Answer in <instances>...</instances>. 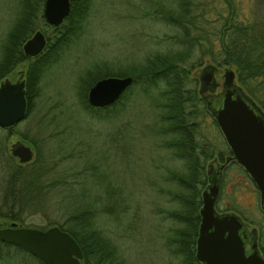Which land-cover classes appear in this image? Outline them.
<instances>
[{"label":"rangeland","instance_id":"374dc122","mask_svg":"<svg viewBox=\"0 0 264 264\" xmlns=\"http://www.w3.org/2000/svg\"><path fill=\"white\" fill-rule=\"evenodd\" d=\"M216 1L208 8L209 18L214 19L211 21L212 25L223 22V16L220 14L224 11L222 1ZM233 1L237 18L244 19L250 29L254 27L252 33L257 29L264 30L260 27L263 8L259 1ZM169 2L170 0H91L89 10L80 21L79 28L64 36L66 44L61 50L52 52L51 59L54 60L49 62L42 75L40 74L38 84H34L38 89L31 88L34 95L25 117L9 127L6 126L7 128L0 127V137L3 140L0 146L3 155L0 156V176L4 177L0 181V227L10 223L15 226L40 228L58 226V223L63 225L66 217L56 206V200L61 191L68 188L52 181L59 176L57 169L70 166L71 161H78L79 163L67 170L68 172H64L69 178L77 179L79 170L83 167L82 161L96 160L97 172L93 173V177L89 174L93 181L88 177L80 178L81 189L95 192L104 185L103 178L106 181L112 176L111 179L117 181L136 215L134 230L121 239L126 264H179L178 257L170 252L164 243L166 236L172 232L171 227L178 224L167 216L168 209L174 206V202L168 200V185L171 182H167V185L161 177L166 170H176L179 162L171 150L160 146V120L155 107L153 108V102L156 101L144 95H137L134 91L131 93L130 90L135 89L134 85H131L132 79L125 87V97L115 108L106 110L103 117L92 116L90 108L99 106L89 104L86 98L87 88L97 78L129 75L126 74L127 71L139 65L149 52L159 54L160 51L173 46L172 27L161 20L164 15L160 10L161 6H166ZM22 9L20 0H0V60L2 49L5 47L3 44L12 36H16L15 18L17 12ZM199 16L200 14L195 20L200 21ZM43 21L35 23L28 35L40 29L52 41L57 35V30L52 28L55 25L45 21L47 25H44ZM197 25L199 30L205 27L202 23ZM23 39L19 48L21 54L25 55L21 48ZM19 51L14 55L18 61L15 60L7 68L3 77L10 80L19 77L25 79L28 59L20 58ZM191 54L184 60L185 65L192 66L187 68L185 85H194L197 97L201 98V93L206 92L199 91L201 68L208 63L214 64L213 75L218 81L217 90L221 87L225 68H230L234 73L232 82L264 113L257 100L239 84L233 65L217 63L208 56L199 60L198 49ZM88 75L89 84L85 86V78ZM113 114L115 115L111 116ZM46 134L48 140L44 138ZM211 135H218L217 138L222 139L218 127L210 117L204 116L200 119L196 136L206 140V136ZM15 140L30 147V159L20 162L11 154L10 144ZM50 144L55 146L54 151L48 149ZM224 144L228 146L225 142ZM222 156L223 160L213 155L204 161L202 171L205 179L202 185L198 184V197L210 176L206 171L207 164H222L214 208L217 212H232L238 215L248 228H255L256 237L259 238V253L264 260V206L259 201L258 190L236 162L226 165L224 156H227V153ZM47 161V169H51H40ZM55 161L58 166L52 168ZM33 163L37 164L32 168L36 169V178L30 175L29 168ZM25 183H28L33 191L29 189L27 192L23 189ZM80 186H72L75 188L69 190L77 191ZM103 218L106 224H113L108 216ZM17 247L13 243L0 240V264H11L12 258L23 260L25 264H38L36 259L34 261L32 257L28 258L25 252L23 255L14 254L13 251Z\"/></svg>","mask_w":264,"mask_h":264},{"label":"trees","instance_id":"16d2710c","mask_svg":"<svg viewBox=\"0 0 264 264\" xmlns=\"http://www.w3.org/2000/svg\"><path fill=\"white\" fill-rule=\"evenodd\" d=\"M214 1L216 0H170L166 6H161L160 10L164 15L161 20L173 30V46L160 51L159 54L149 52L139 65L131 67L126 73L131 75V85L135 87L130 90L131 93L134 91L137 95H144V97L156 101L153 102V108L155 107L160 120L162 136L160 146L171 150L179 162L176 170L169 169L161 175L167 185V182H171L168 185L170 187L168 200L174 202V206L168 209L167 216L178 224V226L171 227L172 232L166 236L164 243L167 249L178 257L179 264H201L194 257V240L199 218L197 210L200 204L197 187L198 184L202 185L205 179L202 171L204 161L213 155L219 160H223L222 155L231 153L224 141L217 138L218 135L217 137L206 136V140L197 138L196 133L202 117L208 116L215 126L216 123L207 111L202 93L201 98L197 97L194 85L186 87L187 68L190 69L192 66L185 65L184 60L190 57L192 51L198 49L199 60L208 56L209 59L217 63L233 65L239 84L264 109V30L257 29L252 33L251 31H254L255 28L250 29L244 19L237 18L233 0H221L222 9L225 11L220 12L223 22L212 25L211 21L214 19L209 18L210 9L208 8L214 5ZM257 1L263 8L260 15V27L264 28V0ZM20 2L23 4V9L16 14V36H12L6 42L7 44H3L5 47L2 49L0 60V78L6 74L7 68L17 60L14 55L20 50L21 39L29 36L28 32L35 23L38 24L39 20L43 21L41 13L43 0H20ZM90 4L91 0H70L68 14L62 22L52 26L57 30V35L52 41L48 36H45V48L41 50V53L28 57L21 54V50L19 51L20 58L28 59L25 70L26 114L30 109V102L34 95L31 88L34 87L48 63L54 60V58L51 59L52 52L61 50L66 44L64 36L79 28V23L88 12ZM205 12L207 16H205ZM197 13L200 14V21L195 20L198 16ZM198 23L205 24V27L203 26V29L199 30ZM44 25L47 24L44 23ZM193 28L195 29L193 30ZM12 54L13 58H11ZM88 79L89 75L85 78V86L89 84ZM34 89L37 90L38 86ZM125 93L126 88L109 105L89 107L92 110V116L103 117L106 110L116 107V104L125 97ZM44 138L49 139L47 134ZM2 143L3 140L0 137V146ZM54 147L50 144L48 149L54 151ZM0 156H3L1 151ZM234 162L240 166L233 158L227 160L226 165H231ZM48 163V161L43 163L40 169L45 171L51 169V167L47 169ZM57 163L55 161L52 168L58 166ZM78 163V161H71L70 166L57 169L56 173H59V176L52 180L54 183L68 188V190L61 191L62 193L56 200V206L66 217L63 225L58 223V226L68 231L76 240L82 254L81 264H126L121 249V239L134 230L136 215L131 210L127 197L122 194L117 181L114 178L111 179L112 176L106 181L102 177L104 185L95 192L81 189L80 178L88 177L93 181V178H89V176L93 177V173L96 174L98 165L96 160H84L82 161L83 167L79 170V178H69L68 174L64 172H68L67 170ZM34 165L37 164H31L29 170H31L30 175L36 178V169H32ZM240 169L244 171L242 167ZM3 178L0 176V181ZM52 181L51 183H53ZM12 184L14 185L15 182ZM78 185L80 188L77 191L69 190L75 188L72 186L77 187ZM23 186L27 192L29 189L33 191L32 188H29L28 183ZM104 216H108L113 224H106ZM5 252L7 251L5 250ZM24 252L28 258L32 257L34 261L37 260L38 264H45L24 249L17 247L13 251L14 254L21 253L22 255ZM10 263L25 264L23 260L20 261L16 258H12Z\"/></svg>","mask_w":264,"mask_h":264},{"label":"water","instance_id":"95a60500","mask_svg":"<svg viewBox=\"0 0 264 264\" xmlns=\"http://www.w3.org/2000/svg\"><path fill=\"white\" fill-rule=\"evenodd\" d=\"M69 11V0H43L42 16L50 25H57ZM45 36L34 30L21 44L25 55L34 56L44 46ZM214 64H205L199 74V91L207 110L218 125L232 157L245 169L254 182L259 201H264V113L238 85L232 82L233 71L225 68L221 88L213 70ZM130 75L103 76L87 88L86 98L94 106L114 101L131 82ZM25 82L19 77L13 81L0 80V127L14 124L23 118L26 110ZM10 152L18 161L30 159L32 150L19 140L10 144ZM211 173L208 184L201 191L198 207L199 221L194 245V257L202 264H264L255 243V229H247L241 218L232 212L217 213L214 201L218 192L220 173L207 164ZM248 248H245L246 238ZM0 240L13 243L46 264H81V250L74 237L57 225L45 228L15 226L0 227Z\"/></svg>","mask_w":264,"mask_h":264},{"label":"flooded vegetation","instance_id":"af4514ba","mask_svg":"<svg viewBox=\"0 0 264 264\" xmlns=\"http://www.w3.org/2000/svg\"><path fill=\"white\" fill-rule=\"evenodd\" d=\"M217 83H218V81H217ZM218 91H219V90H217V86H215V88L213 89V91H211V94H216ZM206 93H209L208 90H206ZM229 157H230V155L228 154V155L226 156V158L229 159ZM213 169L219 171V170H220V167H219V166H218V167L216 166V167H214ZM245 226H246V224H245ZM246 228L249 229L250 227L248 228V227L246 226ZM247 243H249V238H248V237L246 238V241H245V244H247ZM255 243H256V246H257V248H258V250H259V245H258V241H257L256 233H255ZM259 251H260V250H259Z\"/></svg>","mask_w":264,"mask_h":264}]
</instances>
